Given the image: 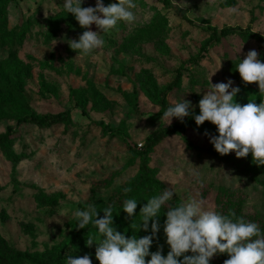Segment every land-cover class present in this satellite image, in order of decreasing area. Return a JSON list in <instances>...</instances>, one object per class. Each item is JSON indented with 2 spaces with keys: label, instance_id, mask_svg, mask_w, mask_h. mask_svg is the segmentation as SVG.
Listing matches in <instances>:
<instances>
[{
  "label": "rangeland",
  "instance_id": "obj_1",
  "mask_svg": "<svg viewBox=\"0 0 264 264\" xmlns=\"http://www.w3.org/2000/svg\"><path fill=\"white\" fill-rule=\"evenodd\" d=\"M117 2L103 0L105 6ZM63 4L64 0H0V7L5 6L0 18V96L16 103L15 109L0 108V135L16 125L24 104L41 115L70 111L72 117L69 126H22L12 148L18 160L0 151V239L40 262L59 257L56 264H66L68 255H90L92 264H99L97 245L87 247L86 241L95 237L99 242L102 237L92 223L76 227L77 210L92 204L100 211L97 218H102L110 198L136 199L133 217L124 212L125 218L119 219L113 208V226L129 238L151 235V221L148 232L139 229L142 207L156 196L141 187L145 181L140 153L149 135L175 120L163 118L148 97L150 82L163 91L184 65L182 82L168 102L173 105L185 98L194 113L192 94L202 99L211 84L229 80L240 88L237 103L264 102L258 83L248 92L249 84L236 67L231 69L251 50L264 62L256 41L232 36L198 59L208 40L206 27L250 29L264 38V0H170L169 7L164 0H138L135 22H119L109 33H99L105 44L88 56L72 50L70 41H78L84 31L99 30L95 25L81 28ZM81 6L95 7V0H84ZM50 20H58L54 33ZM24 30L29 31L22 42ZM197 59L199 63H191ZM98 122L111 131H103ZM212 136L218 135L188 129V138L201 152L189 151L178 136L166 139L150 155L156 178L181 203L202 200L205 210L234 212L264 224V166L253 163L251 153L246 158L234 152L220 155L210 143ZM193 171L200 174L203 187L193 181ZM125 188L131 192L125 194ZM166 211L161 210L160 231L150 248L154 253L162 246L165 257L170 251L163 231ZM79 230L90 232L83 241ZM229 258L227 253L217 254L210 264H225Z\"/></svg>",
  "mask_w": 264,
  "mask_h": 264
},
{
  "label": "clouds",
  "instance_id": "obj_2",
  "mask_svg": "<svg viewBox=\"0 0 264 264\" xmlns=\"http://www.w3.org/2000/svg\"><path fill=\"white\" fill-rule=\"evenodd\" d=\"M84 0H64L63 8L72 14L81 28L90 29L95 25L99 31L87 30L77 40L70 41L72 50L88 56L104 46L105 41L99 33H109L119 22L132 24L136 20L135 9L138 0H118L105 6L103 0H95V7L84 8ZM242 81L258 83L261 96H264V62L258 53L251 50L246 58L236 65ZM216 73V72H215ZM233 81L211 84V89L199 101V114L195 115L190 101L183 100L169 106L163 118L178 119L181 123L186 117H192L197 126L205 121L216 126L218 136H212L210 143L220 155L234 152L237 158H246L251 153L253 163L264 166V102L257 105L254 101L246 105L236 102L239 87H233ZM193 181L200 187L203 183L200 174L191 173ZM125 194L131 192L124 189ZM174 191L165 189L154 196L140 211L139 229L149 231L151 235L126 238L113 226V208L103 210V217L97 218L100 211L89 204L86 210L75 212L76 227L84 229L90 223L97 228L102 239L89 237L86 246L94 243L95 257L99 264H210L217 254L227 253L230 257L225 264H264V230L256 222L237 217L234 212L225 215L218 211L205 210L202 200H191L177 206H170ZM136 199L123 201V211L133 217L137 209ZM167 209L163 231L170 251L165 257L162 246L154 253L150 252L153 240L160 231L158 218L161 210ZM165 214V213H164ZM193 255H185L186 253ZM150 260L146 262V257ZM182 257V259H180ZM66 264H92L90 255L80 258L66 257Z\"/></svg>",
  "mask_w": 264,
  "mask_h": 264
},
{
  "label": "trees",
  "instance_id": "obj_3",
  "mask_svg": "<svg viewBox=\"0 0 264 264\" xmlns=\"http://www.w3.org/2000/svg\"><path fill=\"white\" fill-rule=\"evenodd\" d=\"M169 1L170 0H164L166 7L170 6ZM4 7H5L4 5H1L0 7V18L2 17ZM27 26H29V24L26 25V27ZM49 27H52L51 30H53L54 33L55 32L54 30H57L59 27L58 20H52V21L50 20ZM28 31L29 30H24V32L20 35V40L22 42L25 39V36L28 34ZM203 31L208 35V40L207 43L204 45L203 49L201 50V55L198 59H200L203 56V54L210 52L211 49L216 44H219L223 39H227L232 36H240L246 40L256 41L260 46L262 57H264V38L261 35L254 33L250 29L243 30L241 28H224L222 30H219L218 28L215 27H206L203 28ZM198 59L193 60L191 63H196V64L199 63ZM235 67H236L235 64L234 65L231 64L232 70H234ZM184 69L185 67L184 65H182L178 69L173 82L168 86H166L163 91H160L157 87H155V85L152 82L148 84V89L146 90L148 97L152 101H154L155 104H157V106L161 109L163 113L166 111V109L169 106H171L170 103L168 102V96L170 93H172L176 88L180 86L183 78ZM256 86L257 83H251L249 84V88L246 89L249 90L248 92H251L250 87L254 89ZM10 89L17 90V86L15 84H10ZM191 98L196 110L194 114L198 115L199 114L198 103L201 100V98L196 94H192ZM78 107L82 109V113L84 115H87L86 109L83 105H79ZM0 108H4L8 110L15 109L16 103L14 100H12V98H6L0 96ZM135 109L137 111V107ZM23 110L24 112H22L21 115L18 117L16 125L14 127H10L5 134L0 135V151L6 158L13 161L20 159L17 155L13 153L12 148L16 141L18 130L22 126L29 124V125L37 126L42 129H49L61 125L69 126L72 123V117L70 111H66L57 115H41L38 114L35 110H33L28 104H24ZM174 120L175 122L172 125L160 128L151 135H149L145 140V145L143 146L144 149L140 153V155L142 156L141 167L143 171L144 181L146 183L145 184L143 182L141 187H144L143 190L146 193L150 192L151 195L158 196L165 189H169L163 182H161L156 178L154 171L150 167V155L153 153V151L157 146H159L161 143H163L166 139H168L171 136H178L185 143L186 148L189 151L198 150L201 152L202 149L196 146L188 138V129L191 128L198 133H214L218 135L216 126L208 121H205L203 125L197 126L194 118L192 117H186L183 123H181L176 118H174ZM98 124L102 126L103 131L105 132L111 131L105 123L98 122ZM208 152L213 156L215 155L212 150H208ZM227 196L228 195L224 196L225 203H229L230 198H226ZM169 202L173 206H177L181 204L179 198L176 196H173V200ZM122 204H123V200L120 201L119 197H112L107 203V207L111 205L112 208H115V211L118 210L116 211V214L119 216V219H123L125 218V214L123 211ZM257 224H259V226L264 229V224L262 222H258ZM89 233H90L89 230H85L82 232L79 230V234H78L79 240L83 241ZM120 233L124 234L126 238H129V236L126 233L124 232H120ZM59 261H60L59 257H57L55 261L49 263L37 261L28 254L20 253L16 251L13 247L8 246L4 241L0 239V264H56Z\"/></svg>",
  "mask_w": 264,
  "mask_h": 264
},
{
  "label": "built area",
  "instance_id": "obj_4",
  "mask_svg": "<svg viewBox=\"0 0 264 264\" xmlns=\"http://www.w3.org/2000/svg\"><path fill=\"white\" fill-rule=\"evenodd\" d=\"M142 147V146H141Z\"/></svg>",
  "mask_w": 264,
  "mask_h": 264
}]
</instances>
